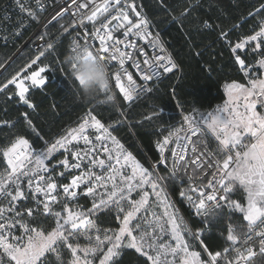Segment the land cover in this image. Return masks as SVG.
Returning a JSON list of instances; mask_svg holds the SVG:
<instances>
[{
	"label": "snow or ice",
	"instance_id": "obj_1",
	"mask_svg": "<svg viewBox=\"0 0 264 264\" xmlns=\"http://www.w3.org/2000/svg\"><path fill=\"white\" fill-rule=\"evenodd\" d=\"M15 3L39 22L35 11ZM35 3L44 10L42 0ZM161 6L167 7L165 0ZM194 7L190 3L172 19L179 23ZM65 16L71 20L61 25L63 32L76 33L69 50L108 68L110 84L100 103L115 100L113 88L132 102L179 67L153 32L142 0H64L51 20ZM248 16L256 20L251 34L235 42L231 30L220 34L247 84L226 83L224 105L199 120L185 115L181 127L157 141L155 161L142 162L113 134L122 120L105 123L89 109L76 126L47 140L29 112L21 113L27 132L42 144L18 132L0 145V264H53V255L55 264H120L129 250L142 264H252L264 256V112L258 111L264 108V75H253L257 67L264 69V3ZM203 27L213 24L204 20ZM55 48L53 42L39 47L0 83V95L35 111L31 92L47 86L50 65L43 61ZM249 55L259 58L252 62ZM19 123L2 120L0 126ZM208 137L216 142L214 150L208 149ZM81 198L90 207L81 206ZM224 209L226 231L213 248L205 238L208 217L215 220ZM196 217L201 223L194 227Z\"/></svg>",
	"mask_w": 264,
	"mask_h": 264
},
{
	"label": "trees",
	"instance_id": "obj_2",
	"mask_svg": "<svg viewBox=\"0 0 264 264\" xmlns=\"http://www.w3.org/2000/svg\"><path fill=\"white\" fill-rule=\"evenodd\" d=\"M142 2L144 11L152 19L153 29L163 38L178 69L154 82L151 93H144L132 102L124 101L116 90L112 93L115 95L113 102L100 103L105 100V95L84 101L79 97L76 84L62 63L64 55L70 51L71 37L63 32L61 25H67L68 21H55L41 31L44 45L53 42L56 48L43 61L50 65L44 74L47 86L31 92L30 98L37 106L36 110L26 109L15 101H6L7 94L0 95V121H21L15 128L0 126V145L8 144L18 132L26 133L34 143L42 144L24 127L21 113L25 111L29 112L43 137L52 140L69 127L76 126L86 111L91 109L102 122L122 120L123 123L116 126L113 134L128 151L147 164L158 157L157 141H162L169 131L181 127L185 115L199 120L202 114L213 112L218 106L224 105L227 100L224 90L226 83L236 80L247 84L243 73L237 72L234 54L220 34L221 31L231 30L233 42L251 34L256 20L248 16V13L258 8L264 0H199L198 4L196 0H165L167 7L161 6V0ZM190 3L195 4V7L188 15L181 18L179 23L172 19L173 16L179 17ZM30 6L25 5L26 8ZM36 14L40 21L44 13L41 11ZM204 20H208L213 27L204 28ZM38 23L26 12H22L15 0H0V83L9 79L38 52L39 48H34L33 41L28 42ZM234 25L238 27L234 28ZM240 54L242 57L246 55L244 52ZM258 58L248 56L252 62ZM256 73L263 75V70L257 67L253 75ZM61 83L64 87L60 86ZM13 91L14 88L8 90L9 93ZM121 112L124 115H120ZM153 114H156L153 119L146 118ZM208 142L209 148L214 150V138L208 137ZM57 158L62 156L58 155ZM174 199L179 200V197L175 196ZM79 204L86 208L90 207L91 201L81 198ZM177 206L187 214L186 204ZM236 218L233 217V220ZM101 219L104 226H109L107 217ZM208 221L205 238L209 245L216 248L222 243L221 233L226 231L227 210H222L215 220L209 216ZM200 223V217L192 221L194 227ZM111 226L115 227V223L112 222ZM63 256L69 258L67 252ZM51 260L55 264L54 255ZM120 264H142V261L138 254L129 250L121 257ZM252 264H264V256L257 255Z\"/></svg>",
	"mask_w": 264,
	"mask_h": 264
},
{
	"label": "clouds",
	"instance_id": "obj_3",
	"mask_svg": "<svg viewBox=\"0 0 264 264\" xmlns=\"http://www.w3.org/2000/svg\"><path fill=\"white\" fill-rule=\"evenodd\" d=\"M71 47L70 44L69 48ZM83 56L84 54L80 51H68L62 63L75 82L79 97L84 101H92L104 95L110 84L108 68L100 60L85 59Z\"/></svg>",
	"mask_w": 264,
	"mask_h": 264
},
{
	"label": "built area",
	"instance_id": "obj_4",
	"mask_svg": "<svg viewBox=\"0 0 264 264\" xmlns=\"http://www.w3.org/2000/svg\"><path fill=\"white\" fill-rule=\"evenodd\" d=\"M22 2H24V4L27 6V5H30L31 6L29 7L31 10L35 11L36 13L37 12H41L40 9L37 8L36 6V3H35V0H21ZM42 3L44 5V10L42 11V13H44V15L42 16V18L40 19L39 23H38V26H37V29L35 30V32L33 33L32 37L28 40V42H32V45L34 46V48L38 49L39 47H41L42 45H44V38L43 39H40L39 37L41 36V31L43 29H45L48 25H50L51 23H54L51 18L53 15H55L59 10H61L62 8V5L64 4V0H42ZM60 21H65L67 20L68 23L70 22L71 20V17L69 16H65L61 19H59ZM153 32H157L153 29ZM75 35L76 33H71L70 37L71 39L72 38H75ZM161 36V35H160ZM161 39L163 40V38L161 37ZM164 41V40H163ZM165 43V42H164ZM166 45V44H165ZM167 47V46H166ZM168 49V47H167ZM168 51L170 52V50L168 49ZM171 53V52H170ZM131 71H133L135 73V76L134 78L138 77L139 76V73H136L135 72V69H130ZM164 77V76H163ZM162 77V78H163ZM161 78V79H162ZM139 83V81H138ZM154 83V82H153ZM152 83V84H153ZM113 90H116L117 93H118V90L113 88ZM144 93L146 92H139L137 97H140L141 95H143ZM119 94V93H118ZM120 95V94H119ZM121 96V95H120ZM135 100V99H134ZM128 102V101H126ZM208 149L211 150L208 146ZM209 207H211V205H209Z\"/></svg>",
	"mask_w": 264,
	"mask_h": 264
},
{
	"label": "rangeland",
	"instance_id": "obj_5",
	"mask_svg": "<svg viewBox=\"0 0 264 264\" xmlns=\"http://www.w3.org/2000/svg\"><path fill=\"white\" fill-rule=\"evenodd\" d=\"M262 70H263V75H264V69H262ZM227 99H228V97H227ZM258 111L264 112V108H259V106H258Z\"/></svg>",
	"mask_w": 264,
	"mask_h": 264
}]
</instances>
